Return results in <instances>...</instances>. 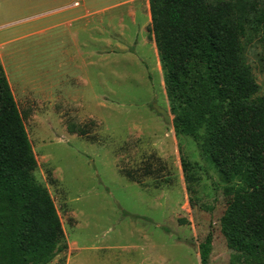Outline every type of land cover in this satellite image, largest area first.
<instances>
[{
  "label": "rangeland",
  "instance_id": "374dc122",
  "mask_svg": "<svg viewBox=\"0 0 264 264\" xmlns=\"http://www.w3.org/2000/svg\"><path fill=\"white\" fill-rule=\"evenodd\" d=\"M74 1L81 2L0 0V53L16 59L9 76L37 163L33 175L54 201L67 245L47 264H201L208 233V264H229L234 196L198 142L153 107L173 118L150 0L110 8L114 28L102 13L99 53H86L83 63L77 49L92 52L93 40L80 34L77 44L60 25ZM243 50L264 95V31H248ZM70 123L89 135L71 133ZM149 163L152 172L143 175ZM125 169L141 180L127 179Z\"/></svg>",
  "mask_w": 264,
  "mask_h": 264
},
{
  "label": "trees",
  "instance_id": "16d2710c",
  "mask_svg": "<svg viewBox=\"0 0 264 264\" xmlns=\"http://www.w3.org/2000/svg\"><path fill=\"white\" fill-rule=\"evenodd\" d=\"M172 124L191 136L233 195L226 222L229 264H264V95L246 60L243 38L264 31V0H150ZM68 131L88 136L87 127ZM6 74L0 64V264H47L66 249ZM184 161L191 189L194 176ZM152 172L146 164L143 175ZM127 179H141L131 170ZM212 236L199 245L208 264Z\"/></svg>",
  "mask_w": 264,
  "mask_h": 264
},
{
  "label": "crops",
  "instance_id": "0c3cea01",
  "mask_svg": "<svg viewBox=\"0 0 264 264\" xmlns=\"http://www.w3.org/2000/svg\"><path fill=\"white\" fill-rule=\"evenodd\" d=\"M126 1L127 0H122L120 2H115L113 4L101 7L100 1L81 0L80 3L79 1L71 2V4L68 3L67 7L64 8L63 11L65 12V14L62 16L61 22H60V25L62 26V28L66 27L67 30L69 29L68 33L70 34L72 39L77 41V44H79L80 34H83V35L86 34L89 39L91 38L93 40L94 48L92 52L83 51L81 48L85 47V45L81 44L80 46L81 48L77 47L78 48L77 54L81 57L80 59L82 63L84 62V56L86 55V53L87 55H91V54L97 55L99 53L100 46H101L100 37H101L102 23H103L101 14L106 13V12L109 13V16L106 22H108L107 23L108 27L114 28V26L112 25L110 21L111 20L110 8L123 7L127 4ZM74 23H76L75 27L73 25ZM52 26L53 25H51L50 27ZM125 28H127L126 25L123 26V29ZM83 38L84 37H82L81 39ZM12 56L8 55V57L5 58L4 55L0 53V60L2 61V64L4 62V65H2V67L8 79L11 90H12V86H11V79H10L9 74L11 75V73L18 71L16 59L14 60L15 57L13 58ZM5 62H6V65H5ZM27 65L28 67H30L29 64ZM28 67L26 66L24 70L26 71ZM12 94H13V91H12Z\"/></svg>",
  "mask_w": 264,
  "mask_h": 264
},
{
  "label": "water",
  "instance_id": "95a60500",
  "mask_svg": "<svg viewBox=\"0 0 264 264\" xmlns=\"http://www.w3.org/2000/svg\"><path fill=\"white\" fill-rule=\"evenodd\" d=\"M153 107L155 109V111L157 113L160 114V116L163 118V120L166 122V123H171L172 122V118L170 117V115L168 114V112L166 111V109L156 105V104H153ZM193 248L196 249V246L193 245Z\"/></svg>",
  "mask_w": 264,
  "mask_h": 264
}]
</instances>
